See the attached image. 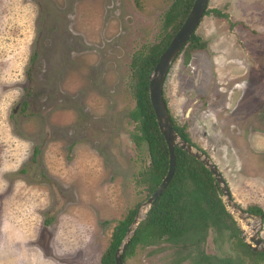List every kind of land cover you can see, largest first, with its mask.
<instances>
[{"label": "rangeland", "instance_id": "1", "mask_svg": "<svg viewBox=\"0 0 264 264\" xmlns=\"http://www.w3.org/2000/svg\"><path fill=\"white\" fill-rule=\"evenodd\" d=\"M171 1L0 0V264H99L127 209L139 203L143 217L136 181L148 156L129 136V65L158 41ZM206 10L194 32L204 48L177 56L163 99L236 203L264 210V0H208ZM232 216L240 235L257 224ZM260 230L264 241V220ZM204 251L227 245L209 232ZM173 257L158 242L126 264Z\"/></svg>", "mask_w": 264, "mask_h": 264}, {"label": "trees", "instance_id": "2", "mask_svg": "<svg viewBox=\"0 0 264 264\" xmlns=\"http://www.w3.org/2000/svg\"><path fill=\"white\" fill-rule=\"evenodd\" d=\"M193 2L194 0H172L162 14L158 41L143 46L130 59L128 87L134 106L128 112V117L134 126L129 136L135 147L139 148L144 144L147 150L148 162L138 171L136 181L144 187L147 197L160 184L168 160L166 144L157 128L148 99V77ZM210 12L216 17L223 15L218 9ZM207 13L208 10H205L203 15ZM202 48L204 43L192 34L180 51L184 57L183 62H187L189 52ZM35 55V52L31 54L30 63H33ZM26 74L29 76V70ZM169 121L181 139L203 152L190 140L183 124L177 125L170 115ZM32 152L36 154L37 148L34 147ZM173 152L174 171L169 183L134 226L120 254L123 264L134 254L137 246H149L158 242L170 245L174 255L172 264L180 259H188L191 264H264V252L250 250L241 238L240 228L228 212L220 185L214 181L209 170L179 147L174 146ZM138 205L136 203L128 208L124 216L113 225L108 244L100 254L99 264H115L114 252L136 215ZM243 209L248 214L264 216V210L258 204H248ZM209 232L217 247L227 245L225 254L205 253L204 244Z\"/></svg>", "mask_w": 264, "mask_h": 264}, {"label": "water", "instance_id": "3", "mask_svg": "<svg viewBox=\"0 0 264 264\" xmlns=\"http://www.w3.org/2000/svg\"><path fill=\"white\" fill-rule=\"evenodd\" d=\"M207 4L208 0H194L184 21L182 22L176 33L173 35V37L170 39L165 49L159 55L158 60L148 77V99L155 117L157 128L166 144L168 160L167 169L164 176L160 180V184L142 204L143 206H147V210L149 205L152 204L161 195L162 191L169 183L168 181L170 180L174 171L173 147L177 146L187 154L193 156L205 168L209 170V172L212 174V177L214 178V181L218 185H220L222 197L228 207V212L230 214L235 213L238 218L244 220L246 226L250 225L248 219H255L257 221L256 226L251 227V232L247 235H241V238L245 241L247 247L250 250L264 252V241L259 236L263 216L251 215L245 212L243 207L237 204L233 199L230 187L228 183L225 182L217 166L208 158V156L204 152L195 149L192 145L181 139L176 132H174L173 128L171 127L167 108L162 96V87L168 70L170 69L173 61L179 55L186 41L192 34H194L196 27L203 17V13L206 10ZM186 113H188V110L186 111ZM136 215L134 216L131 224L128 226L123 240L114 252L113 258L115 264H123L120 258V254L125 247L134 226L137 224L138 217ZM246 238L248 239V241L246 240Z\"/></svg>", "mask_w": 264, "mask_h": 264}, {"label": "crops", "instance_id": "4", "mask_svg": "<svg viewBox=\"0 0 264 264\" xmlns=\"http://www.w3.org/2000/svg\"><path fill=\"white\" fill-rule=\"evenodd\" d=\"M246 161H247V160H246ZM246 161L244 162L245 164L243 163V164L241 165V169L244 167V165L246 166V168L249 167V168H248L249 170H251V169H253V168H257L256 164H252V163H249V162H246ZM258 167H259V166H258ZM217 168H218V167H217ZM220 169H221V168L219 167L218 170H220ZM240 178H243L242 175L240 176ZM244 178H245V177H244ZM232 192H233V191H232ZM232 192H231V194H233ZM262 220H264V216H263ZM260 233H261V230H260L259 234H260Z\"/></svg>", "mask_w": 264, "mask_h": 264}, {"label": "flooded vegetation", "instance_id": "5", "mask_svg": "<svg viewBox=\"0 0 264 264\" xmlns=\"http://www.w3.org/2000/svg\"><path fill=\"white\" fill-rule=\"evenodd\" d=\"M165 101V100H164ZM165 105H166V102H165ZM166 108H167V106H166ZM168 110V109H167ZM168 113H169V111H168ZM170 115V114H169Z\"/></svg>", "mask_w": 264, "mask_h": 264}]
</instances>
